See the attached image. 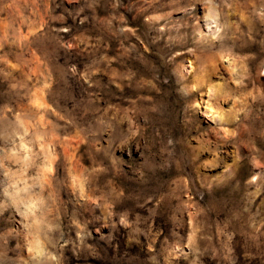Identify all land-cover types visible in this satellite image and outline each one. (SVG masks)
Listing matches in <instances>:
<instances>
[{"label": "rangeland", "instance_id": "rangeland-1", "mask_svg": "<svg viewBox=\"0 0 264 264\" xmlns=\"http://www.w3.org/2000/svg\"><path fill=\"white\" fill-rule=\"evenodd\" d=\"M0 264H264V0H0Z\"/></svg>", "mask_w": 264, "mask_h": 264}]
</instances>
